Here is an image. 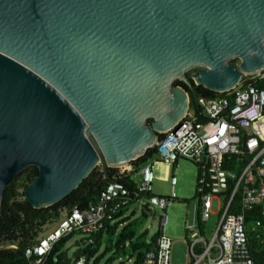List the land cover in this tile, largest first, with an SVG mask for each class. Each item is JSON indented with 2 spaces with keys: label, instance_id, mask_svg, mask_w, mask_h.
I'll use <instances>...</instances> for the list:
<instances>
[{
  "label": "water",
  "instance_id": "obj_1",
  "mask_svg": "<svg viewBox=\"0 0 264 264\" xmlns=\"http://www.w3.org/2000/svg\"><path fill=\"white\" fill-rule=\"evenodd\" d=\"M263 68L264 0H0V202L30 165L35 208L98 165L111 181L109 167L184 116L189 92H224ZM85 244L65 247L67 264Z\"/></svg>",
  "mask_w": 264,
  "mask_h": 264
},
{
  "label": "built area",
  "instance_id": "obj_2",
  "mask_svg": "<svg viewBox=\"0 0 264 264\" xmlns=\"http://www.w3.org/2000/svg\"><path fill=\"white\" fill-rule=\"evenodd\" d=\"M218 93L222 94L209 97L198 93L192 100L189 97L184 116L162 133L152 148L164 162L183 157L197 165L195 193L199 204L185 224L190 237L186 240V264H257L245 215L259 207L262 218H254L251 229L257 239L264 241V68L243 76L234 88ZM151 166H143L141 181L134 188L119 179L121 173L132 172V165L121 170V166L115 167L117 173L99 191L94 203L85 208L73 207L32 250L26 249L27 255L37 256L32 264H40L52 244L66 234L80 232L86 243H93L91 235L102 229L105 221H113L117 211L138 199L159 210L157 247L145 253L143 264H171L172 240L165 227L175 192L169 196L151 193ZM175 181L172 176L171 184ZM231 184L232 189L227 191ZM214 200L216 212L212 210ZM215 213L216 227L206 238L199 228ZM84 263V256L74 259V264Z\"/></svg>",
  "mask_w": 264,
  "mask_h": 264
},
{
  "label": "trees",
  "instance_id": "obj_3",
  "mask_svg": "<svg viewBox=\"0 0 264 264\" xmlns=\"http://www.w3.org/2000/svg\"><path fill=\"white\" fill-rule=\"evenodd\" d=\"M198 68L190 69L186 72V76L191 81L189 75L191 71H196ZM174 84H178L187 89V85L176 80ZM199 94L205 96H220L222 93L210 91L202 86H199ZM189 97L192 100L193 96L189 92ZM151 120L147 123L149 124ZM154 153V148L146 150L145 154L130 161L133 169H137L141 163ZM242 162L241 164H243ZM110 179L117 173L114 167L108 168ZM38 174V169L34 165H30L21 170L15 175L5 186L3 196L0 202V245L2 244H17V247H10L7 249H0V264H32L37 257L34 254L27 255L26 249H31L38 243L39 234L43 232L44 226L54 220L61 218V213L65 209L70 212L73 207L77 206L85 208L89 204L94 203L99 191L109 181L104 178L101 166L98 165L83 181L65 198L57 203L44 208L33 207L23 196V191L27 184L32 181ZM120 181L130 188H134L132 178L125 172L120 174ZM232 189V184L227 191ZM239 196H237L236 201ZM130 205V204H129ZM123 209V208H122ZM120 209L114 214V219L118 218L123 212ZM142 215L147 214L142 210ZM259 207H254L248 211L246 221L250 224L253 218H261ZM110 221V220H108ZM127 222L118 232L117 227L120 223ZM136 219L129 220L126 216L110 224L105 222V225L97 233L91 235L94 240L93 243L86 245L83 248V255L85 257L84 264H112L121 255L130 253L131 256L135 253V258L130 264H142L144 261V254L147 250L156 247V232L152 241L145 242L144 238L147 235V230L142 233H136ZM135 225V227H134ZM80 232H73L61 236L56 240L49 252L42 257L40 264H67V256L64 254V249L67 244L74 239ZM105 234V235H104ZM251 234V232H250ZM137 235V236H136ZM106 237L104 248L99 252L103 240ZM84 237L81 238V240ZM126 241H129L126 244ZM252 254L258 264H264V244L258 243L253 237ZM110 254L101 262V260ZM68 264H74L72 260Z\"/></svg>",
  "mask_w": 264,
  "mask_h": 264
},
{
  "label": "rangeland",
  "instance_id": "obj_4",
  "mask_svg": "<svg viewBox=\"0 0 264 264\" xmlns=\"http://www.w3.org/2000/svg\"><path fill=\"white\" fill-rule=\"evenodd\" d=\"M199 68V67H195ZM193 69V68H192ZM193 72V71H191ZM145 164H152V176L153 179L151 181V192L154 194H162L167 195L170 194L171 190V176H172V163H166L160 160L158 154L155 152L150 155L146 161L141 163L137 168L138 174L135 172L132 174L134 181L139 182L140 180V170L143 168ZM128 165H131L130 163ZM122 166L120 169H123ZM197 165L186 158L180 157L178 158L177 170L174 176L176 177V183L174 185V191L176 194V198L169 206L167 210L168 221L166 223V235L170 237L172 240L171 246V255L170 262L171 264H186L187 256H186V240L190 239L189 235L185 230V221L186 219H190L193 212L196 209L198 204V199L195 196L196 191V181H197ZM159 189V190H158ZM140 204V203H139ZM135 210L134 217H138L140 223V230L147 229L149 231V236L154 233L158 228V220L153 218L151 215H147L146 217L141 216L140 206L138 204H132L131 207ZM152 210L155 211L156 216H158L159 211L154 207H151ZM212 210L217 211L216 209V200L213 201ZM67 210H63L61 213L62 217ZM141 216V217H139ZM60 219V218H59ZM218 219V214H210L208 220L205 222V232L204 235L209 238L212 231L216 227ZM58 219L54 220L50 223H47L44 226L43 232L39 234V237L47 234L52 228L57 224ZM82 235H76L74 239L82 238ZM71 240L67 245L71 244L73 241ZM104 248V244L100 249V252ZM73 248L68 254L72 253ZM110 253V252H109ZM108 256V254L101 260L100 263ZM131 259L126 258L125 255H121V258L116 259L112 264H129Z\"/></svg>",
  "mask_w": 264,
  "mask_h": 264
},
{
  "label": "crops",
  "instance_id": "obj_5",
  "mask_svg": "<svg viewBox=\"0 0 264 264\" xmlns=\"http://www.w3.org/2000/svg\"><path fill=\"white\" fill-rule=\"evenodd\" d=\"M167 163V162H166ZM172 163V176H174V174L176 173V170H177V165H178V159L175 161V162H171ZM126 166V165H125ZM124 166V167H125ZM121 168V167H120ZM133 168V167H132ZM151 168H152V166H151ZM121 170V169H120ZM197 171H198V169H197ZM137 173L138 174V171H137V169H133L132 170V172H130V173H126V174H128L131 178H132V180H133V182H134V187L135 186H137V184H139V182L141 181V172H140V180H139V182H136V181H134V179H133V177H132V174L133 173ZM197 175H198V172H197ZM171 176V177H172ZM176 178V177H175ZM170 183H171V180H170ZM175 183H176V181H175ZM175 183H174V185H175ZM174 185H172L171 184V190H170V193L172 192V191H174ZM159 190V189H158ZM175 192V191H174ZM152 193V192H151ZM152 194H154V193H152ZM154 195H159V196H169L170 194H167V195H162V194H154ZM195 196H196V193H195ZM197 197V196H196ZM141 198V197H140ZM142 198H144V197H142ZM176 198V194H175V196H174V199ZM197 199H198V197H197ZM174 201V200H173ZM172 201V202H173ZM238 201H239V198H238V200L236 201V206H238ZM140 203V204H139ZM130 204V205H129ZM128 205H126V206H124L123 207V212L121 213V215H119L118 216V218H115L113 221H105V222H109L110 224H113L114 222H116L117 220H119V219H121V218H124V217H126V216H128L129 217V220L130 221H133V220H135L136 219V227H135V225H134V227L136 228V233H137V235L138 234H140V233H142L143 231H146L147 229H143V230H140V228H139V226H140V221H139V219H138V217L136 218V217H134V215H135V210L134 209H132V208H130L131 207V205L132 204H138L141 208H140V210H141V216H143L142 215V210L147 214V215H151L153 218H156L157 220H158V218H157V216H156V214H155V211L154 210H152V208L151 207H154V206H148L150 209H146V208H144V205L146 204V203H144V202H142L140 199H138L137 201H132L131 203H129ZM172 204V203H171ZM198 204H199V201H198ZM197 204V205H198ZM155 209H157L156 207H154ZM169 208V207H168ZM158 210V209H157ZM238 210V209H237ZM159 211V210H158ZM66 213H68V212H66ZM65 213V214H66ZM247 213L248 212H246V215H245V219H246V216H247ZM64 214V215H65ZM63 215V216H64ZM159 215V214H158ZM62 216V217H63ZM141 216H139V217H141ZM61 217V218H62ZM144 217H146V216H144ZM262 218V217H261ZM254 219V218H253ZM252 219V220H253ZM264 219V218H263ZM252 220L250 221V224H248L247 223V221H246V226H247V231H248V235H249V240H250V247H251V250H252V248H253V245H252V241H251V237H253L258 243H262V244H264V241H261L260 239H257L255 236H254V234H255V231L253 230V229H251L252 228ZM168 221V220H167ZM190 221V219H186V221H185V224H186V222H189ZM127 222L125 221V222H123V223H120L119 224V226L117 227V230H116V232H118L125 224H126ZM104 225H105V223H104ZM56 226V225H55ZM54 226V227H55ZM104 227V226H103ZM205 223H204V225H201L200 226V228H199V231H200V233L201 234H203L204 235V232H205ZM165 229H166V227H165ZM186 230V229H185ZM158 233V235H159V222H158V228H157V230L154 232V233H152L150 236H149V231L147 230V235H146V237L144 238V241L145 242H150V241H152V238H153V236H154V234L155 233ZM250 232H251V234H250ZM166 233V232H165ZM186 233H187V231H186ZM79 235H82V234H79ZM105 235V234H104ZM136 235V236H137ZM251 235V236H250ZM83 236V235H82ZM205 236V235H204ZM84 237V236H83ZM206 237V236H205ZM93 238V237H92ZM157 238H158V236H157ZM157 238H156V247H157ZM207 238V237H206ZM75 240H79V241H85V237H84V239H82L81 240V238L80 239H74V241ZM105 240H106V237L104 238V240H103V244L105 243ZM73 241V242H74ZM94 241V240H93ZM72 242V243H73ZM86 242V241H85ZM128 242L129 241H126V244H128ZM71 243V244H72ZM103 244H102V246H103ZM70 245V244H69ZM86 245V244H85ZM101 246V247H102ZM156 247L155 248H152V249H149V250H156ZM84 248V247H83ZM72 249V248H71ZM71 249L69 250V251H71ZM101 249V248H100ZM73 250H74V248H73ZM72 250V251H73ZM102 250H103V248H102ZM68 251V252H69ZM148 251V250H147ZM146 251V252H147ZM99 252H100V250H99ZM145 252V253H146ZM253 253V252H252ZM110 253H108V255H109ZM68 255H70V254H68ZM107 255V254H106ZM82 256H84V255H82ZM126 258L128 257L129 259H131V261L129 262V264L132 262V260L135 258V253H134V255L133 256H131L130 255V253H127L126 255ZM79 257H81V256H79ZM78 257V258H79ZM252 257H253V255H252ZM121 258V257H120ZM144 258H145V254H144ZM74 259H77V258H74ZM73 259V260H74ZM119 259V258H118ZM253 259H254V257H253ZM254 261H255V259H254ZM144 262V261H143ZM255 263H257L256 261H255ZM143 264V263H142ZM258 264V263H257Z\"/></svg>",
  "mask_w": 264,
  "mask_h": 264
},
{
  "label": "bare ground",
  "instance_id": "obj_6",
  "mask_svg": "<svg viewBox=\"0 0 264 264\" xmlns=\"http://www.w3.org/2000/svg\"><path fill=\"white\" fill-rule=\"evenodd\" d=\"M122 166L124 167L125 165H122ZM122 166H121V167H122ZM250 236H251V235H250ZM250 239H251V238H250ZM252 255H253V254H252Z\"/></svg>",
  "mask_w": 264,
  "mask_h": 264
}]
</instances>
